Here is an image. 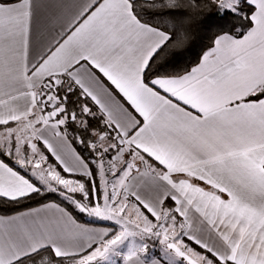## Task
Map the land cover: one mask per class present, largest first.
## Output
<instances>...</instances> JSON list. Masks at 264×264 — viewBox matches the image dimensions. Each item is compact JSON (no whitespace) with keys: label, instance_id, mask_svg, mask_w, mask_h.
<instances>
[{"label":"snow or ice","instance_id":"1","mask_svg":"<svg viewBox=\"0 0 264 264\" xmlns=\"http://www.w3.org/2000/svg\"><path fill=\"white\" fill-rule=\"evenodd\" d=\"M209 3L238 24L168 73L152 63L187 35L137 0H81L39 46L34 0H0V199L56 193L112 222L55 203L0 215V264H264V0Z\"/></svg>","mask_w":264,"mask_h":264},{"label":"trees","instance_id":"2","mask_svg":"<svg viewBox=\"0 0 264 264\" xmlns=\"http://www.w3.org/2000/svg\"><path fill=\"white\" fill-rule=\"evenodd\" d=\"M153 0H137L138 11H141L143 17L153 24L158 25L162 30L176 31L186 33L187 39L183 46L179 48L166 47L159 52L152 63V71H161L168 73H182L186 69H190L198 63L202 53L211 46L214 37L223 32L231 31L234 24L238 21L230 14H225L209 3V0H202V4L206 5L190 15L187 13H160L158 9L148 7ZM159 2V0H155ZM152 73H149L151 75ZM72 99H75L73 97ZM75 133L69 128V135ZM74 147L83 156H89V151L82 145L73 142ZM12 165V161L8 157H1ZM54 162V158L50 157ZM94 167V166H93ZM22 174H25L21 170ZM46 202H56L72 212L79 220L85 221L87 217L79 213L72 205L63 200L56 193L46 192L42 195H33L31 199L21 200L19 203H5L0 199V214L11 215L23 210H27L39 206ZM166 207H173V202L167 200Z\"/></svg>","mask_w":264,"mask_h":264},{"label":"crops","instance_id":"3","mask_svg":"<svg viewBox=\"0 0 264 264\" xmlns=\"http://www.w3.org/2000/svg\"><path fill=\"white\" fill-rule=\"evenodd\" d=\"M80 2L81 0H34V4H35V8H34L35 23H34V40H33L34 46H39V44L41 43V37L46 38L50 33L54 34L53 29H55V31H59V26L65 23L67 19L70 18L72 13L75 11V5L79 4ZM0 159L2 158L0 157ZM53 203L59 204L56 202H46L39 206L27 210H23L11 215H2V216H14V215H19L21 213H28L33 211L34 209L42 208L46 204H53ZM60 206L63 207L62 205ZM173 206H174V202H173ZM65 210L68 211L75 219H77L78 223L84 224L87 227L102 228V227L112 226V223L109 221H94L93 219H89V218H87L85 221L79 220L77 217H75V215L72 212H70L66 208ZM153 245L151 246L149 245L147 256L151 257L153 255L156 256L162 255V252L160 250H157Z\"/></svg>","mask_w":264,"mask_h":264},{"label":"rangeland","instance_id":"4","mask_svg":"<svg viewBox=\"0 0 264 264\" xmlns=\"http://www.w3.org/2000/svg\"><path fill=\"white\" fill-rule=\"evenodd\" d=\"M86 216V215H85ZM87 217V216H86ZM87 218H89V217H87ZM89 219H93V218H89ZM112 223V222H111ZM137 242H139V241H137ZM147 243H148V245H153V246H155V248L157 249V250H160L161 252H162V247L158 244V242H156V241H153V240H148L147 241ZM151 243H153V244H151ZM163 254V253H162Z\"/></svg>","mask_w":264,"mask_h":264}]
</instances>
